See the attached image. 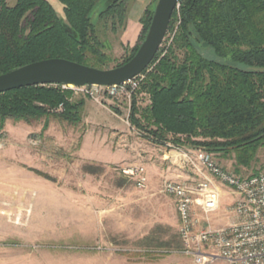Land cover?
Returning a JSON list of instances; mask_svg holds the SVG:
<instances>
[{"label": "rangeland", "instance_id": "rangeland-1", "mask_svg": "<svg viewBox=\"0 0 264 264\" xmlns=\"http://www.w3.org/2000/svg\"><path fill=\"white\" fill-rule=\"evenodd\" d=\"M49 1L66 23L63 5ZM114 1L119 0H99L93 13L104 46L103 69L134 56L150 28L141 39L140 20L139 35L126 40L131 16L143 9L144 0H122L126 13L121 21L119 17L102 19L101 12ZM157 2L151 0L142 17L148 8L154 15ZM197 47L210 59L244 66L202 43ZM55 84L70 91V101L81 105L79 121L55 115L0 120V264H193L181 253L175 206L162 192L161 177L141 190L116 169L124 162H153L151 151L170 149L153 141L130 119L134 101L139 108L147 106L149 93L141 85L131 102L105 95L103 103H97L64 88L73 83ZM56 109L52 112H61ZM110 109L120 118L111 115ZM210 153L224 167L236 170L233 158ZM263 169L264 146L251 167L238 172L250 175ZM235 199L225 195L215 225L231 221L225 208Z\"/></svg>", "mask_w": 264, "mask_h": 264}, {"label": "trees", "instance_id": "trees-1", "mask_svg": "<svg viewBox=\"0 0 264 264\" xmlns=\"http://www.w3.org/2000/svg\"><path fill=\"white\" fill-rule=\"evenodd\" d=\"M58 1L66 23L49 0H0V75L48 58L103 69L104 46L93 21L99 0ZM153 12L148 8L141 19V39ZM125 13L119 0L100 17L121 21ZM200 43L244 66L204 56ZM144 74L150 103L139 108L134 101L133 125L157 143L222 152L234 159L237 173L251 167L264 146V0H181ZM70 95L56 84L0 93V120L55 115L74 123L81 105ZM60 105L61 112H52Z\"/></svg>", "mask_w": 264, "mask_h": 264}, {"label": "built area", "instance_id": "built-area-1", "mask_svg": "<svg viewBox=\"0 0 264 264\" xmlns=\"http://www.w3.org/2000/svg\"><path fill=\"white\" fill-rule=\"evenodd\" d=\"M144 78L142 72L122 83L69 84L64 88L87 95L97 103H103L105 95L131 102ZM63 109L60 105L56 110ZM166 144L182 155L181 159L172 160L188 172L186 176L164 178L161 185L162 192L173 199L179 215L181 253L190 257L193 264H213L218 260L226 264H264V169L240 174L224 167L205 149ZM116 169L138 189L148 187L146 164L120 163ZM225 195L236 196L225 208L231 221L215 225Z\"/></svg>", "mask_w": 264, "mask_h": 264}, {"label": "water", "instance_id": "water-1", "mask_svg": "<svg viewBox=\"0 0 264 264\" xmlns=\"http://www.w3.org/2000/svg\"><path fill=\"white\" fill-rule=\"evenodd\" d=\"M181 0H158L148 34L136 54L122 65L101 69L65 58H48L0 75V93L33 85L73 83L111 85L127 81L155 59Z\"/></svg>", "mask_w": 264, "mask_h": 264}, {"label": "crops", "instance_id": "crops-1", "mask_svg": "<svg viewBox=\"0 0 264 264\" xmlns=\"http://www.w3.org/2000/svg\"><path fill=\"white\" fill-rule=\"evenodd\" d=\"M150 1L144 0L142 6L143 9L136 12L134 15L132 14L131 19L129 21V27L127 29V33L125 36L127 37L126 40L130 41L131 39L136 38L139 35V32L141 31L142 28L140 20L144 12V9L146 8L147 5H149ZM110 111H111V115H113L116 119L120 118V116L117 113L113 112V110L110 109ZM90 119L95 120V118L93 117H90ZM149 157L154 160L153 162L149 161V163H146L149 182H151L152 184L155 183L154 179H156V177H161V181H162L164 178H170V177L176 178L179 175L186 176L188 173L187 171L182 170L177 166L176 161L181 159L182 155L172 151L171 148L170 149L158 148V151L155 152L151 151L149 153ZM174 158L177 160L173 161L172 159ZM176 215H177L178 227H179L180 220L177 210H176Z\"/></svg>", "mask_w": 264, "mask_h": 264}]
</instances>
